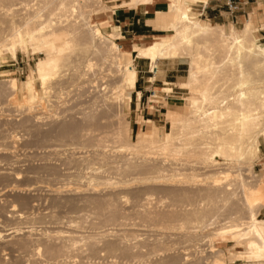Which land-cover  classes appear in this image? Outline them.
<instances>
[{
  "label": "bare ground",
  "instance_id": "obj_1",
  "mask_svg": "<svg viewBox=\"0 0 264 264\" xmlns=\"http://www.w3.org/2000/svg\"><path fill=\"white\" fill-rule=\"evenodd\" d=\"M46 1L49 6H53L52 10L55 11L54 14L52 13L53 11L49 12L53 14L52 17L46 18L43 16L46 19L38 20L41 19L38 17L39 10L38 14L31 16V11L29 10V12L26 9L30 15L26 14V18L24 16L26 12H23V17L25 18L20 20L22 23L19 21L21 23H19L20 26L10 25L9 29L4 26L7 30H2L4 27H0V62H3L5 54H8L9 58L15 61L17 51L19 50L26 54H33L34 49L45 53V58L38 61L31 70V74L29 75V79L32 80L29 85L31 92L29 95L21 98L19 106L28 107L30 112L32 109L29 105L32 107L33 105L34 107L42 106L45 96L50 91L61 90V83H53L52 85L50 82L56 80L61 69L63 70L64 67L71 65L77 69L82 66L85 69L84 71L86 69L90 70L89 68L92 67L93 72L90 71L93 78H85L83 81L82 77H80V81L82 80V82L79 85L81 83L86 84L85 89L87 88L86 91L85 89L83 90L82 95L84 91L88 93L87 97L91 101V107L93 106L96 110L100 108L102 111L110 112V100L112 96L115 98L114 102L119 104V109L117 108L119 111L115 114L111 113V117L115 118V123L110 135L112 134L113 136L112 141L114 140V143H117L115 146L117 151L115 152L121 155L118 157H114L113 155V158H111L112 156L110 157L107 154L101 153V158L103 161L109 160L110 164L113 163L112 169H114L115 175L121 176L119 178L124 179L126 176L139 175L133 180H124L121 184L126 185L125 183L128 184V182L133 181L136 182L133 184H138L141 189L151 192L153 190L152 185H164L172 180L177 183L175 179L177 177L178 181L181 178L182 180L186 179V181L198 178L196 181H200L201 178L199 179V177H201V173L199 172V174L197 171H202L201 175L205 176V178L201 179V181L205 180L203 184L207 183V186L205 185V188L202 184L204 189L200 188V186L198 187L199 189L197 188L198 191H195L198 193L203 192L208 201L209 199L214 200L216 198L215 200H217L219 198L221 200L222 198L224 202L226 199L227 201L231 199L233 202L235 198L234 201L236 200L237 203H235L238 204L239 209L238 211L234 210L235 212L237 211L236 213L233 212L234 214L230 213L231 216L228 214V216H224L225 218L220 219L221 217H218L216 210L210 211L214 208L202 210H198L197 208L198 211L194 209L189 213L188 210L190 209L186 210L187 207L185 206V210L188 213L186 211L185 213L183 210L182 212L185 214L183 213L182 217L181 214L177 215V217L180 216V219H178L181 223L183 221L184 223H193V225L199 224L200 226H205V228L212 227V235L220 236L229 242H235L236 245L244 243L248 251L230 253L232 257L236 256L237 259H240L239 255H247L243 259L264 261V219L257 218L259 210L264 206V175H259L258 177L253 175V164L259 160L260 153L258 139L261 138L264 142V44L258 43L254 36L259 27L256 18L249 15L240 29H236L231 23H227L224 26L207 24L197 20L192 15L193 9L191 7L196 3L205 5L207 0H165L169 4V12L172 13V21L165 29L168 36L165 38L153 36L150 43L138 47L135 58L148 61L152 72H154L157 63L161 60L186 59L188 61L187 75L186 80L180 84V89L185 90L190 97L185 98L186 102L181 109H177L178 111L169 110L166 113L170 129L164 134H157L153 127L150 126L147 132H138L132 140L130 139L129 122L125 118L126 114L123 112L122 107L132 101L131 94L135 91L137 81L136 69L132 60L121 52L120 47L115 42L120 36L119 27L108 23L111 31L103 33L100 29V24L107 20L92 23L90 19V16L94 13L108 12L111 8L117 7V5L107 7L102 0ZM154 1L131 0L126 7L137 9L139 6L150 5ZM41 6H38L39 9ZM38 7L35 8L38 9ZM25 8L28 7L26 6ZM35 11L37 12L36 9ZM14 13L16 14V12ZM48 15L50 16V14ZM8 16L11 17L12 15ZM8 16L6 17L7 19ZM9 21L11 20L8 19ZM2 23L5 22L3 21ZM2 23L0 22V25ZM96 67L98 70H95ZM105 68H107V71ZM104 70L105 72H103ZM86 72L84 76H86ZM2 73L3 71L0 72V76ZM98 73H106L107 75L110 73L113 80L110 83L107 82L108 84L103 83V81L101 83V79L98 80L99 77H96ZM33 78L39 82V87L42 90L41 93L34 88ZM6 83V92H4L7 100L6 105L8 103H11L10 105H15L14 103L18 104L17 94L19 87L16 79H11ZM163 90L169 93L172 91V88L165 87ZM2 94L3 91L1 90L0 95ZM136 98L137 101L140 100V92H136ZM97 114L101 115L100 112ZM97 114L90 112L84 115L87 125L83 123L82 126L85 124L88 126L87 128L85 126L81 128L82 126L78 125L81 128L79 129L78 123L74 125L72 124L74 122H63L64 124L58 125L56 134L60 138L69 137L73 141L80 137L84 139V137H88L92 132V127L94 128V132L97 130L95 128L100 127L103 117L99 116L97 118ZM147 123L150 122L147 121ZM104 133L106 134V132ZM104 133L102 134L104 135ZM9 137L13 138V136ZM106 139L108 142L109 139ZM90 141L92 140L90 139L85 142ZM102 141L99 140L95 146L104 148L105 146L101 145ZM72 143H70V146ZM115 152L113 151V154ZM81 158L83 157L81 156ZM83 161L87 162L84 159ZM195 172L199 175L195 174ZM122 175L126 176L123 177ZM230 175L236 177L233 184L227 181ZM91 176L84 178L85 180H89L90 183L93 181ZM179 176L182 177L180 178ZM104 178L107 179L106 177ZM117 178L115 179L117 180ZM108 181L106 185L116 184L110 183V179ZM118 181L122 180L119 179ZM186 181L182 182L186 183ZM183 183L182 185H184ZM172 184L174 185V183ZM153 187L155 188V186ZM158 188L160 187L156 186V189ZM186 189L188 190L186 187L181 190L182 194L183 191L186 193ZM144 195H146L145 199L147 202L144 201L142 205L139 203V209L145 214L141 219L151 223V225L156 224L157 226L158 224L162 225L166 219L170 221L169 219L173 214L169 210L162 213L150 211L151 206L148 200L153 195H149V193H144ZM199 195L202 197L201 199L204 198L201 194ZM109 201V205H104L105 202L103 206L112 208L113 205L110 204L112 202L109 203ZM94 202L98 205L95 207L102 206V201L95 200ZM213 204L215 205V202ZM186 205L188 206V204ZM109 211L111 214L113 210L109 209ZM210 213L212 214L210 215ZM114 216L117 217V215L111 214L108 217L109 220L111 218L113 221ZM207 216L209 217L207 218ZM218 218L223 222L218 221ZM174 220H177L176 217ZM218 223L220 226L217 225ZM215 226L216 228L213 229ZM211 236L209 235V238ZM206 242L211 247L212 241L211 244L209 241ZM36 250L37 254L40 255L41 249L37 247ZM214 251L218 252L217 250H210L209 252ZM219 252L221 251L219 250ZM218 255L216 256L217 260L213 261L220 263L222 260ZM55 256H58V254L56 253ZM210 257L212 256L208 255L206 259L208 260ZM213 261L209 260V262L203 264H213Z\"/></svg>",
  "mask_w": 264,
  "mask_h": 264
},
{
  "label": "rangeland",
  "instance_id": "obj_2",
  "mask_svg": "<svg viewBox=\"0 0 264 264\" xmlns=\"http://www.w3.org/2000/svg\"><path fill=\"white\" fill-rule=\"evenodd\" d=\"M102 1L107 7L116 4L117 7L115 8L117 9L120 6H127L131 0ZM36 3L37 5H42L40 9L38 7L39 5H35ZM167 5H169L168 2ZM200 5V3H196L191 6L193 9L192 15L203 23L216 24L218 26L231 23L236 29H240L243 25L242 23H233L231 20H209L207 15L205 16L204 13H201ZM26 6L28 8H25ZM35 7H38V9ZM52 8L53 6H49L46 0H0V22H5L2 23L0 27L3 28L6 26L9 29L11 26H20V20H23L25 17L27 18V15H30L28 14L30 11V13H32L31 16H35L40 11L38 17L41 19L38 20L50 18L55 13ZM115 8H111L108 11L110 17L112 11L116 10ZM26 9L30 11L27 13ZM51 11H53V14L49 13ZM6 12L8 15L11 14L13 17H16L13 18L7 15L8 19L11 20L8 22ZM9 12L11 13L9 14ZM14 12H16V14ZM23 12H26L25 15ZM48 14H50V16ZM197 14H199V16H197ZM23 15L25 17H23ZM106 15V13H94L90 16L91 22L99 23L105 20L104 17ZM169 15L170 18L168 23L172 21V13L169 12ZM15 21L16 23H14ZM258 28L264 29V22H261ZM258 28L254 36L258 43L264 44V37L261 38V33L258 32ZM100 29L103 33L111 31V27L107 22H102L100 24ZM2 30L7 29L4 27ZM156 36L165 38L168 36V33L164 29V31L159 32ZM149 40L148 43L152 41V38ZM116 43L122 46L120 40ZM138 45H146V42H141ZM131 53L134 55L133 51ZM4 56L3 62H0V72L3 71L0 76V91H3V94L0 95V264H203L209 262V260L216 261V256L218 254L222 262L218 263L213 261V264H264V261L243 259L247 257V255H239L240 259H237L236 256L232 257L230 253H236L238 251L247 252L248 250L245 244L240 243V245H236L235 242H229L228 240L222 239L220 236L212 235V227L205 228V226H200L199 224L193 225V223H184L183 221L181 223L179 220L180 216L177 217V215L181 214L182 217V214L188 209H190L188 210L190 213L194 209L197 210V208L198 210L214 208L210 211L216 210V212H218V217H221L220 219L225 218L228 214L230 215V213L235 212L234 210L238 211L239 209L236 200L234 201L235 198L233 202L231 199H228V201L226 199L224 202L222 198V201L219 200V198L217 200H215L216 198H214V200L209 199L208 201V198L205 197L203 192H197L199 189L198 187L201 186L200 188L204 189V187L206 188L207 186V183L203 184L205 180L201 181V179L205 178V176L201 175L203 173L202 171H197L201 173H199L201 176L199 177V179L201 178L200 181H196L198 178H193L196 180H187L188 182L190 181L188 183L186 179L182 180V176H179L181 178L180 181H178V177L175 178L178 184L176 181L174 182L172 180L171 182L174 183V185L171 182L164 185H152L153 190H151V192L141 189L138 184H133L136 183L133 181L128 182V184L125 183L127 186L121 184L124 180L126 181L128 179V181H130L135 177L137 178L139 175H132L133 177L131 175H124L126 177L122 175L124 179L119 178L121 176L115 175L116 173L113 171L114 169H112L113 163L110 164L108 162L109 160L103 161L101 158L103 153L110 157L112 156L111 158H113V155L114 157L121 155L115 152L117 151L115 148L117 143L115 144L114 140L112 141L113 136L112 134L110 135L115 123V118L111 117V113L115 114L119 111V104L114 102L115 98L112 96L110 100V112L106 111V113L105 110L102 111L100 108L96 110L93 106L91 107V101H89V97H87L88 93L85 92L87 89H85L86 84L84 85L81 83L79 85V83L82 82V80L84 81L85 78L89 79L92 77V67L89 68L91 71L86 69L88 72L84 71L85 69L82 66H80L81 68L79 67L80 69H75L71 65L64 67L63 70L61 69L59 73L60 77L58 76L55 81L50 82L52 85L53 83H61V90L57 89L55 92L50 91L45 96V101L42 106L34 107L33 105V108L29 105L32 109V111L29 112L28 107H21L19 103L23 96L30 94L31 89L29 85L32 80L29 79V75L35 64L45 58V53L38 51V49H34L33 54H26L19 50L17 51V58L15 61L11 60L8 54ZM137 63V61H134V65ZM167 67H173L178 70V78L175 83L176 86H178L180 82L186 80L188 68V61L186 59L161 60L158 62L159 69H165ZM137 68L140 70L139 67ZM96 69L98 70L97 67L95 70ZM105 69L107 71V68ZM81 72L82 74L80 75ZM85 72L86 76H84ZM103 72H105V70ZM106 73L96 74V77H99L98 80L101 79V83L103 81V83L108 84L113 80L111 77L112 74L109 73L107 75ZM80 77H82L81 81ZM11 79H16L18 83L19 91L17 97L19 102L18 104L14 103L15 105H10L11 103L6 105L7 100L4 92H6V82ZM34 79L35 78H33V86L41 93L42 90L39 87V82ZM168 79L170 80L171 78ZM158 84L159 83H156L155 86H150L148 88L141 102H138V105L134 106L133 104L135 101V94H133L132 101L129 102V105L127 103L122 107L123 112L126 114L125 118L129 122L130 139L132 140L138 132H147L149 127L153 125V129L157 134H164L170 129V123L166 113H168L169 110L178 111L186 102L185 98L190 97L185 90L176 88V92H159L158 97L152 98L151 91L154 90V87H158ZM169 87H172V85ZM84 89L85 91L82 95ZM166 94L168 96H174V98H171L173 103L168 104L167 101L164 100ZM161 106L164 107L162 108ZM90 112H94V114L100 112L101 115L97 114L98 116H96L97 118L101 116L103 119L100 127L95 128V130L97 129L95 132L92 127V132L88 135L89 138L87 136V138L84 137V139L80 137L73 141L69 137H61V139L60 136L56 134L59 127L58 125L63 122H74L72 124L76 125L78 123L77 126H82L83 123L86 122L84 120V115ZM143 120H151L152 122L145 123ZM85 124L84 126L87 128L88 126ZM89 128L91 127L89 126ZM104 132H106V134ZM102 133H104V135ZM90 135L94 137L91 138ZM9 136H13V138ZM106 138L109 139L108 142ZM90 139L92 141L85 142ZM99 140H103L101 145H104L106 148L95 146ZM71 142H73V145L71 144L72 147L70 146ZM88 143L90 144L86 145ZM93 144L94 147L92 148ZM258 145L260 147L259 160L255 161L253 164V175L255 177L264 175V168L261 165L262 162H264V142L261 138L258 139ZM113 151L117 155L115 153L113 154ZM81 156L83 158H81ZM83 159L87 160V162H84ZM197 172H195V174H198ZM90 175H92V183H89V180H85L84 178ZM115 178H117V180ZM109 179L110 183L116 184L106 185ZM119 179L122 181H118ZM234 179L236 180V177L230 175L227 181L233 184ZM182 181H186V183ZM182 183L184 185H182ZM153 186H155V188ZM156 186L160 187L158 188L159 191L156 189ZM185 187L188 188V190L186 189L187 191L191 192L189 193L186 191V193H184L183 191L182 194L181 190H183V188L185 189ZM144 193L153 195L149 198L150 200H148L151 206L150 211L162 213L169 210L170 213L173 214L170 219L168 218L170 221L166 219L162 225L158 224L157 226L156 224L151 225V223L141 219L145 214L139 209V205H142L144 201L147 202ZM199 194L204 198L201 199L202 197ZM95 200L99 202L102 201V206L100 207L99 205L98 208L95 207L98 206L97 203L94 202ZM108 200H110L109 203L112 202L110 203L113 205L112 208H109ZM213 202H215V205ZM103 204H108V207H104ZM186 204H188V206ZM231 204L234 205L231 206ZM181 205H184L183 208ZM185 206L187 207L186 210ZM109 209L114 211H112L111 214L117 215V217L114 216L113 221L111 218V221L108 218L111 215ZM183 210L184 212H182ZM211 214L212 213H210V215ZM106 217L108 218L107 221ZM175 217L179 222L174 220ZM208 217L209 216H207V218ZM219 218L218 221L222 223L223 221ZM257 218L264 219V206L259 210ZM219 223L217 225H219ZM214 228H216V226L213 227V229ZM209 235L212 236L209 238ZM210 240L212 241L211 247L209 243L206 242L209 241L211 244ZM37 247L41 249V256L36 252ZM201 250L202 252H200ZM210 250H217L218 252L214 251L210 253ZM219 250L221 252H219ZM53 251H57L56 253L58 256H55L56 253ZM212 253L215 255H211ZM208 255L212 257L207 260L206 257Z\"/></svg>",
  "mask_w": 264,
  "mask_h": 264
},
{
  "label": "crops",
  "instance_id": "obj_3",
  "mask_svg": "<svg viewBox=\"0 0 264 264\" xmlns=\"http://www.w3.org/2000/svg\"><path fill=\"white\" fill-rule=\"evenodd\" d=\"M239 3L241 5V9L233 14H228L222 0H207L205 5L200 3V10L202 11L200 12L204 13L205 16L207 15L209 20H231L233 23L243 24L249 14H252L257 20V25L260 26L261 22H264V0H240ZM123 7L120 6L116 10L112 11L111 17L108 12L100 13L107 14L104 17L107 21L104 22L109 24L111 23L112 26L119 27L120 36L115 40V42L120 40L122 46L118 45L120 46L121 52L123 51V53L132 60L133 65L134 61L138 62L134 65L137 72L135 91L140 92L141 98L137 101L136 92L133 91L131 97L133 98V94H135V101L133 103L134 106L138 105V102H141V99H143L144 93L148 90V88L150 86H155L156 83H159V88L154 87V90L151 91L152 98L158 97V93L164 92L163 89L165 87H169L170 85H172V87H170L172 88L171 92H176L175 89H179L180 84L183 82H180L178 86L175 85L178 78L177 69L173 67L159 69L157 63L154 72H152L148 61L135 58V53L138 47L144 46L138 44L141 42H146L147 44L150 41V38L156 36L159 32L164 31L170 23H168L170 15L168 12L167 2L164 0H155L152 4L139 6L137 9L126 6ZM199 14H197V16H199ZM258 32L261 33V38L264 37V29H259ZM132 51L134 52V55H132ZM137 67H139L140 70ZM168 78L171 79L169 80ZM165 96L164 100H166L168 104L173 103L171 98H174V96ZM161 107L163 108L164 106ZM143 121H145V123H147V121L150 123L152 122L151 120ZM261 165L264 168V162H262Z\"/></svg>",
  "mask_w": 264,
  "mask_h": 264
},
{
  "label": "built area",
  "instance_id": "obj_4",
  "mask_svg": "<svg viewBox=\"0 0 264 264\" xmlns=\"http://www.w3.org/2000/svg\"><path fill=\"white\" fill-rule=\"evenodd\" d=\"M228 14H233L241 9L240 0H222Z\"/></svg>",
  "mask_w": 264,
  "mask_h": 264
}]
</instances>
